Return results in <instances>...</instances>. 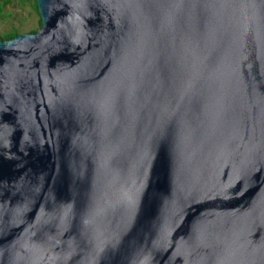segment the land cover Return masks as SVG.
I'll list each match as a JSON object with an SVG mask.
<instances>
[{"label":"water","instance_id":"obj_1","mask_svg":"<svg viewBox=\"0 0 264 264\" xmlns=\"http://www.w3.org/2000/svg\"><path fill=\"white\" fill-rule=\"evenodd\" d=\"M0 40V264H264V0H37Z\"/></svg>","mask_w":264,"mask_h":264},{"label":"rangeland","instance_id":"obj_2","mask_svg":"<svg viewBox=\"0 0 264 264\" xmlns=\"http://www.w3.org/2000/svg\"><path fill=\"white\" fill-rule=\"evenodd\" d=\"M41 15L29 3H15L6 9V13L0 19V34L11 30H19L23 35L32 34V31L40 29Z\"/></svg>","mask_w":264,"mask_h":264},{"label":"trees","instance_id":"obj_3","mask_svg":"<svg viewBox=\"0 0 264 264\" xmlns=\"http://www.w3.org/2000/svg\"><path fill=\"white\" fill-rule=\"evenodd\" d=\"M17 2L23 3V4H27V3L31 4L40 14L37 0H0V19H2L3 16L5 15L6 9L10 6L15 5V3H17ZM41 28H42V18L40 20V29ZM40 29L32 31L31 33L36 34V33H38V31ZM21 35H23V34L19 30L14 29V30H11V31L6 32L4 34H0V40L9 41V40H12V39H14L18 36H21Z\"/></svg>","mask_w":264,"mask_h":264}]
</instances>
